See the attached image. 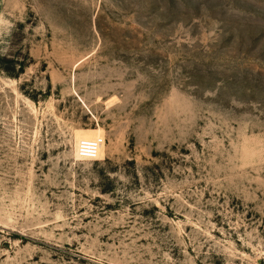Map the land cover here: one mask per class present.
<instances>
[{
	"label": "rangeland",
	"instance_id": "374dc122",
	"mask_svg": "<svg viewBox=\"0 0 264 264\" xmlns=\"http://www.w3.org/2000/svg\"><path fill=\"white\" fill-rule=\"evenodd\" d=\"M0 264H264V0H0Z\"/></svg>",
	"mask_w": 264,
	"mask_h": 264
},
{
	"label": "built area",
	"instance_id": "2783aa9c",
	"mask_svg": "<svg viewBox=\"0 0 264 264\" xmlns=\"http://www.w3.org/2000/svg\"><path fill=\"white\" fill-rule=\"evenodd\" d=\"M102 141H103L102 139L82 140L78 150L79 155L82 158L96 159L102 147Z\"/></svg>",
	"mask_w": 264,
	"mask_h": 264
}]
</instances>
